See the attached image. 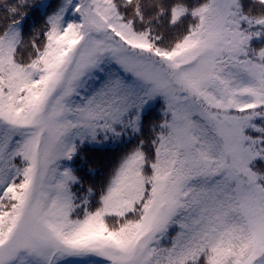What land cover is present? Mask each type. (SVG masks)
Instances as JSON below:
<instances>
[{"label":"snow or ice","instance_id":"obj_1","mask_svg":"<svg viewBox=\"0 0 264 264\" xmlns=\"http://www.w3.org/2000/svg\"><path fill=\"white\" fill-rule=\"evenodd\" d=\"M0 264H264V0H0Z\"/></svg>","mask_w":264,"mask_h":264},{"label":"trees","instance_id":"obj_2","mask_svg":"<svg viewBox=\"0 0 264 264\" xmlns=\"http://www.w3.org/2000/svg\"><path fill=\"white\" fill-rule=\"evenodd\" d=\"M98 159H100L104 164L110 163L111 157L105 155H99ZM103 171V168L101 169Z\"/></svg>","mask_w":264,"mask_h":264}]
</instances>
